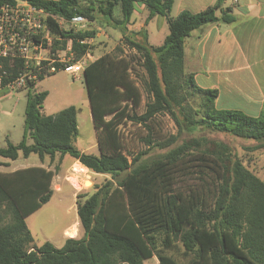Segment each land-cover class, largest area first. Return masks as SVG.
<instances>
[{
  "label": "trees",
  "instance_id": "trees-1",
  "mask_svg": "<svg viewBox=\"0 0 264 264\" xmlns=\"http://www.w3.org/2000/svg\"><path fill=\"white\" fill-rule=\"evenodd\" d=\"M5 1L13 0H0ZM29 1L64 19L74 14L88 21L100 18L137 56L133 61L105 53L83 69L98 153L75 146L74 105L45 114L41 106L47 91L29 92L36 82L26 89L23 138L0 147V157L14 160L20 153H33L43 160L58 154L62 161L68 155L92 173L110 178L92 193L76 195L83 236L68 237L56 247L49 241L34 245L25 222L50 200L56 170L32 165L0 171V264H145L153 256L158 264H264V182L227 142L194 134L202 130L251 139L257 143L253 149L263 147L264 113L252 116L216 108L218 89L200 87L194 74L185 72L183 61L185 38L204 24L233 22L232 6L215 0L200 11L182 10L172 16L174 0ZM138 3L147 9L144 26L130 30ZM157 15L165 18L167 33L160 44L152 45L145 25ZM49 24L63 44L71 39L74 59L89 53L91 46L84 40L93 38L95 30L73 33L59 29L53 19ZM135 63L144 71L141 82L147 98L140 114L135 108L141 92L130 74ZM194 94L200 95L196 104L189 101ZM159 113L168 114L178 132L153 147L174 146L149 159L147 150L125 152L122 120L151 129L149 123ZM184 131L192 135L179 141ZM145 141L153 144L149 137ZM175 243L187 262L180 263L170 252Z\"/></svg>",
  "mask_w": 264,
  "mask_h": 264
},
{
  "label": "rangeland",
  "instance_id": "rangeland-1",
  "mask_svg": "<svg viewBox=\"0 0 264 264\" xmlns=\"http://www.w3.org/2000/svg\"><path fill=\"white\" fill-rule=\"evenodd\" d=\"M80 2L84 4L86 0H80ZM85 29L95 30V36L90 38L88 42L91 49L89 50L90 57H87V61H92L105 53H116L125 58L133 59V61L135 56H137L134 49L124 44L121 34L103 23L100 18L95 21H87ZM166 32L167 25L162 22L159 38L150 36L149 42L152 44L160 43ZM132 68L130 74L141 92V102L135 108V112L140 114L143 112L144 104L147 100L141 82V76L144 71L136 63ZM185 69V72L189 71V69ZM79 74V78H74L61 70L56 71L37 81L34 88H31L29 92L35 90L47 91L41 106V110L45 114L56 113L67 106L74 105L77 109L78 123V134L74 144L79 149L86 148L88 152L98 153L96 133L92 122L83 72ZM27 92L28 90L26 89L0 91V147H5L8 141L17 144L23 138L24 108ZM199 98V94H194L189 101L192 104H196ZM214 105L218 109H239L252 116L264 113V108L258 112L257 109L249 106L251 105L250 102L238 95H236V98L221 96L214 102ZM149 124L151 129L128 118L122 120L119 129L123 137L125 152L135 153L139 150H147L145 156L149 159L156 158L168 148L174 146L172 144L166 148L153 147L154 143L166 141L178 132L176 125L168 114H156ZM194 134L198 136L204 134L209 138L227 142L241 158L243 164L264 182V146L253 149V146L257 145V143L251 139L230 137L219 133H207L202 130ZM191 135L189 132L184 131L179 134L178 140L181 141ZM146 137H149L153 144L147 143L145 141ZM26 142L31 143L32 139L27 137ZM32 165H42L56 170L52 179L54 191L50 200L25 218L26 225L34 238L33 244L39 245L43 241H49L54 246L61 247V243L65 238H81L83 231L79 220L76 225H71L78 219L76 214V195L78 193H92L95 191L96 186L103 183L110 176L92 173L68 155L62 161L59 160L58 154L53 159L45 156L43 160H40L33 153L27 157L20 153L19 157L14 160L0 157V171H12L22 166ZM191 179L188 178V184L192 183ZM182 185L184 186L185 183L183 182ZM157 240V246L161 247L163 245V236L159 235ZM177 246L178 243H175L170 252L176 256L180 263L187 262L188 258L182 255V249ZM145 264H158L157 257L153 256Z\"/></svg>",
  "mask_w": 264,
  "mask_h": 264
},
{
  "label": "crops",
  "instance_id": "crops-1",
  "mask_svg": "<svg viewBox=\"0 0 264 264\" xmlns=\"http://www.w3.org/2000/svg\"><path fill=\"white\" fill-rule=\"evenodd\" d=\"M214 2L174 0L171 15L182 10L197 12ZM224 5L232 6L234 21L207 23L193 30L183 43L184 69L194 74L200 87L218 89L215 101L238 95L260 112L264 108V0H225ZM146 15L147 9L138 3L128 29L144 26ZM162 22L165 18L158 15L147 22L148 42L150 36L159 38ZM77 223L78 219L71 225Z\"/></svg>",
  "mask_w": 264,
  "mask_h": 264
},
{
  "label": "built area",
  "instance_id": "built-area-1",
  "mask_svg": "<svg viewBox=\"0 0 264 264\" xmlns=\"http://www.w3.org/2000/svg\"><path fill=\"white\" fill-rule=\"evenodd\" d=\"M49 19L59 29L73 33L84 29L88 21L80 14L64 19L29 0L0 2V91L25 90L40 76L59 70L80 77L89 53L74 59L71 39L63 44V38L53 33ZM84 41L88 43L89 39Z\"/></svg>",
  "mask_w": 264,
  "mask_h": 264
},
{
  "label": "water",
  "instance_id": "water-1",
  "mask_svg": "<svg viewBox=\"0 0 264 264\" xmlns=\"http://www.w3.org/2000/svg\"><path fill=\"white\" fill-rule=\"evenodd\" d=\"M89 176V175H88Z\"/></svg>",
  "mask_w": 264,
  "mask_h": 264
}]
</instances>
